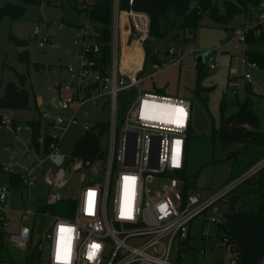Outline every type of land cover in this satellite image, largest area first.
Instances as JSON below:
<instances>
[{"label":"built area","instance_id":"built-area-1","mask_svg":"<svg viewBox=\"0 0 264 264\" xmlns=\"http://www.w3.org/2000/svg\"><path fill=\"white\" fill-rule=\"evenodd\" d=\"M124 15L130 27L125 31L126 41L120 34ZM243 16V23L233 30V35L247 53L249 36L264 39V0L248 3ZM149 32L146 14L120 12L115 0L109 66L102 69L94 64L93 59L101 52L99 35L87 21L80 28L82 49L78 64L67 67L71 81L54 97L57 112L42 117L39 134L35 135L32 122L14 126L13 118L2 117L0 252L6 240L13 248L28 251L31 264H198L210 250L219 249L232 256L231 264H237L228 237L222 232L227 201L233 190L264 164L248 171L240 179L242 182H234L204 201L192 194L194 185L183 176L192 103L142 93L139 78L146 68V54L141 48ZM33 37L39 40L40 49L50 44L39 28ZM130 40L134 43L129 44ZM246 53L240 61L243 65L249 61L244 81L250 84L252 71L259 66L250 62ZM176 55L177 58L174 53L168 58L164 55L161 65L150 66L154 71L175 66L183 58ZM206 62L209 70H215L211 54ZM100 101L102 108L109 110V123L98 124L93 132L85 126L84 131L99 134L105 127L101 140L108 138L106 151L100 145L93 160L75 152L65 158L62 146L79 112L90 103L98 106ZM69 169L79 175L82 184L78 200L61 196L70 184ZM9 177L20 178L21 192L12 187ZM40 178L51 193L46 199L39 198L37 202L42 207L33 211L30 192ZM14 195L19 197L20 208L11 204ZM60 203H65L66 208L58 216L54 208ZM47 216L52 226L45 236L48 254L44 256L34 228L39 218ZM39 250L41 261L37 260Z\"/></svg>","mask_w":264,"mask_h":264},{"label":"rangeland","instance_id":"rangeland-1","mask_svg":"<svg viewBox=\"0 0 264 264\" xmlns=\"http://www.w3.org/2000/svg\"><path fill=\"white\" fill-rule=\"evenodd\" d=\"M35 1L26 5L19 0L18 5L25 8L23 16L13 19L7 15L0 20V98L4 97L8 84L18 85V75L26 77V86L33 94L28 111L23 114L2 111L0 114L10 119L13 117L14 120L22 123L37 121L40 117L57 112L50 102L60 89L71 81L67 67L78 64V55L82 49L80 28L77 27L87 24L86 14L77 13L67 5L62 8L58 5L49 6L48 0ZM224 1L212 0L211 10L207 14L210 16L218 15L219 12L225 14L223 8L225 4L236 13L239 9L241 10L242 1L244 2V0H227L223 5ZM9 2L0 0V10ZM41 4L44 7H41ZM193 7L197 5L192 4ZM121 20L120 34L126 41L125 31H129L130 27L125 15ZM243 20L242 14L228 25H220L213 22L209 16H205L195 38L176 29L170 31L163 40L147 39L149 41L147 46L151 53L158 56V65L162 64L160 60L167 52L174 53V58H177L176 54L183 55L179 64L160 71H154L147 65L139 78L140 89L142 93L188 100L192 103V128L188 142L186 172L190 178H195L192 194L197 195L201 201L210 198L217 191L234 182H242L240 179L248 173L244 171L245 166L254 157H259L264 152L263 149L249 148L246 154L227 162L228 153L223 150L218 137L213 139V132L219 129L222 119L234 116L239 110V105L247 100L251 101L252 110L264 129V70L261 69L262 64L256 58L264 54V44L250 45L246 53L245 46L235 40L233 35V30L239 27ZM37 28L50 39L51 43L44 49L39 48V40L33 37ZM16 41L24 42L25 46L19 47ZM132 43L134 42L130 40L129 44ZM144 46H146L145 43L141 49L146 54ZM22 53L24 59L21 60L19 55ZM245 53L248 58L251 57L250 62L259 66L252 71L253 80L250 84L244 81V76L249 70V61L247 60L248 64L245 65L240 61ZM204 54H211L215 70H209L207 62L197 65V57ZM253 54L258 56L252 58ZM248 90L252 94H249ZM102 104L103 102L100 101L95 107L90 103L81 109L78 121L70 127L62 146L65 158H69L74 153L77 142L86 135L85 126L93 132L98 124L109 123L111 118L109 110L103 109ZM119 123H121L120 118ZM107 143L108 138H102L100 145L104 152L107 149ZM242 148L244 150L242 146L230 147V150L240 152ZM262 164L264 159L253 168H258ZM68 174L69 177L71 176L70 184L61 191V196L64 199L78 200L82 188L79 175L72 174L70 169ZM50 193L51 191L40 178L38 186L30 192L31 209L39 210L42 203H38L37 200L48 198ZM18 199L15 195L11 198V204L15 208H20ZM65 208V203L58 204L54 208L55 214L58 216L63 214ZM51 226L52 219L47 216L39 218L34 228L35 240L41 241L44 256L48 254V242L45 236ZM214 232L212 228L211 234ZM231 259L232 256L229 253L212 249L205 260H198V264H231ZM31 262L28 251L17 250L8 241H3L0 264H31Z\"/></svg>","mask_w":264,"mask_h":264},{"label":"trees","instance_id":"trees-1","mask_svg":"<svg viewBox=\"0 0 264 264\" xmlns=\"http://www.w3.org/2000/svg\"><path fill=\"white\" fill-rule=\"evenodd\" d=\"M9 3L0 10V20L4 16H10L13 19H19L24 14V7L18 5L19 0H8ZM24 2V0H22ZM261 0L242 1L241 10L236 13L231 11L225 4V14L219 12L218 15L210 16L207 14L211 10L212 0H118L120 12H129L130 10L145 13L150 18L149 38L155 40L165 39L170 31L179 30L187 33L189 37L195 38L197 30L202 27L205 16L216 24L228 25L238 15L244 13L248 3L257 4ZM32 0L31 3H35ZM227 0L223 2L226 3ZM49 6L65 5L72 8L77 13L87 15V21L91 27L98 32L97 44L101 50L98 58H94V64L98 68H107L111 57L112 23L114 14L115 0H48ZM192 4L197 7L192 8ZM227 19V20H226ZM77 27V28H81ZM148 40L145 43L146 66L157 63L158 56L151 53L148 48ZM19 47H24V42L16 41ZM51 43V42H50ZM248 46L264 44V39H255L249 36ZM151 53V54H150ZM258 56L256 54L251 55ZM24 59V54L19 55ZM249 60H252L249 56ZM264 70V54L256 57ZM260 58V59H259ZM19 83L8 84L4 97L0 98V112L20 113L28 111L32 91L27 88L26 77L18 75ZM249 94H252L248 90ZM2 115L0 114V131L2 127ZM41 119L32 121L35 129V135L39 134ZM18 123L14 120V126ZM106 129L101 128L99 134L86 133L79 139L75 147V154L87 160H93L100 151L101 137ZM191 132V131H190ZM219 139L223 150L228 153L227 162L246 154L249 148L264 150V129H262L258 116L252 110V103L247 100L239 105L238 112L227 119H222L219 129L213 132V139ZM244 147L240 152L231 151L230 147ZM234 156V157H233ZM188 158V157H187ZM264 159V152L261 156H256L245 166L244 171L248 172L254 166ZM188 163V159H187ZM186 180L194 185L193 179L185 171L183 174ZM8 181L12 187L21 192L23 185L20 178L9 177ZM228 213L222 232L229 240L232 253L235 256L237 264H263L264 262V167L255 175L245 180L230 194L227 201Z\"/></svg>","mask_w":264,"mask_h":264},{"label":"water","instance_id":"water-1","mask_svg":"<svg viewBox=\"0 0 264 264\" xmlns=\"http://www.w3.org/2000/svg\"><path fill=\"white\" fill-rule=\"evenodd\" d=\"M25 4H30L31 0H24ZM172 53L171 52H167L165 53V57L168 58ZM209 56V54H204L201 55L199 57H197V65H202L206 62V58ZM37 260L41 261L42 260V250H39L38 254H37Z\"/></svg>","mask_w":264,"mask_h":264},{"label":"crops","instance_id":"crops-1","mask_svg":"<svg viewBox=\"0 0 264 264\" xmlns=\"http://www.w3.org/2000/svg\"><path fill=\"white\" fill-rule=\"evenodd\" d=\"M248 47H249V46H247V52H248V50H249ZM198 57H199V56H198ZM77 61H78V59H77ZM53 101H54V98H53V99L51 100V102H50V104H51L52 107H53V105H54V104H53ZM12 118H13V117H12ZM17 122H18V120H17ZM18 123H19V124H24V123H22V122H20V121H19ZM26 123H27V122H26Z\"/></svg>","mask_w":264,"mask_h":264}]
</instances>
